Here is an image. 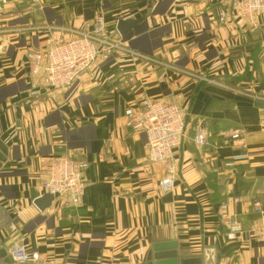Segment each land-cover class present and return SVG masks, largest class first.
<instances>
[{"label": "crops", "instance_id": "0c3cea01", "mask_svg": "<svg viewBox=\"0 0 264 264\" xmlns=\"http://www.w3.org/2000/svg\"><path fill=\"white\" fill-rule=\"evenodd\" d=\"M219 13L217 0L0 2V140L8 147L0 207L11 219L0 240L8 254L23 243L42 254L36 264H148L154 243L177 241L182 256L213 247L218 264H264L254 232V203L264 206V23L251 32L237 17L219 22ZM99 15L123 49L97 60L85 83L51 89L30 74L28 53L71 37L46 26L89 29ZM120 20L138 24L121 36ZM144 96L188 110L171 202L145 134L127 127L125 111ZM199 127L204 148L193 141ZM53 157L85 160L86 187L79 206L55 197L41 212L34 201ZM223 204L243 227L236 242L220 223Z\"/></svg>", "mask_w": 264, "mask_h": 264}, {"label": "built area", "instance_id": "2783aa9c", "mask_svg": "<svg viewBox=\"0 0 264 264\" xmlns=\"http://www.w3.org/2000/svg\"><path fill=\"white\" fill-rule=\"evenodd\" d=\"M217 1L220 7L218 20L221 23L227 22L230 17L232 20L237 17L246 23L251 32H255L261 22L264 23V0ZM46 30H65L71 35L64 42L53 41L45 50L27 54L30 74L40 78L43 86L51 89H68L85 83L97 60H108L123 49L119 40L110 34L103 15L97 16L89 29L73 30L49 25ZM131 53L144 61H154L145 54ZM187 116V108L147 96H144L139 104L125 111L127 127L134 132L145 134L147 138L149 163L161 165L165 169L166 177L161 182V187L166 194L173 189L176 177L175 156L187 137ZM241 136V131L236 130L231 134V139L238 140ZM207 139V130L199 127L193 141L204 148ZM86 168L87 162L83 159L51 158L46 167L42 192L51 194L54 198H64L71 206H79L86 187ZM254 212L258 215L255 236L264 243V206L260 201L254 203ZM218 216L221 225L227 229L226 240L236 242L243 233L237 216L230 212L226 204L219 207ZM9 254L15 264H36L43 259L42 254L30 250L23 243L12 245Z\"/></svg>", "mask_w": 264, "mask_h": 264}, {"label": "water", "instance_id": "95a60500", "mask_svg": "<svg viewBox=\"0 0 264 264\" xmlns=\"http://www.w3.org/2000/svg\"><path fill=\"white\" fill-rule=\"evenodd\" d=\"M13 0H5L10 2ZM136 20H120L117 24V31L121 36H125L136 25ZM67 109V108H66ZM8 159V147L0 140V168L2 164ZM172 193H167L165 200L172 201ZM54 196L51 194H44L34 201V205L43 212L51 206ZM11 223L10 217L7 215L5 209L0 207V230ZM3 243L0 240V264H15L11 256L5 248H2ZM221 259V254L216 253V249L211 247L204 250L201 256H182L179 252L177 241L158 242L152 245L148 253V264H218ZM22 264V263H19Z\"/></svg>", "mask_w": 264, "mask_h": 264}]
</instances>
